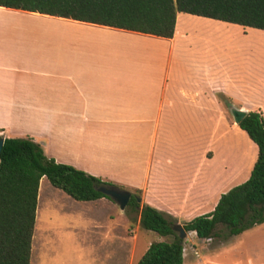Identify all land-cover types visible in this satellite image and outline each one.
<instances>
[{
	"label": "crops",
	"instance_id": "obj_1",
	"mask_svg": "<svg viewBox=\"0 0 264 264\" xmlns=\"http://www.w3.org/2000/svg\"><path fill=\"white\" fill-rule=\"evenodd\" d=\"M182 15L174 37L164 39L0 7V137L32 139L58 164L140 192L142 206L179 225L213 213L236 168L211 171L210 149L195 165L188 147H172L168 157L158 147L163 130H175L178 120H208L211 111V69L198 82L177 64L179 23L187 22ZM216 118L224 122L226 111ZM196 179L192 194L187 183ZM94 203L117 206L106 198ZM109 218L105 240L131 239L134 257L144 230L141 209ZM119 220L124 237L114 235ZM93 229L103 226L95 221ZM191 236L197 238L187 234L184 264L194 260L190 247L202 241L189 247Z\"/></svg>",
	"mask_w": 264,
	"mask_h": 264
},
{
	"label": "rangeland",
	"instance_id": "obj_2",
	"mask_svg": "<svg viewBox=\"0 0 264 264\" xmlns=\"http://www.w3.org/2000/svg\"><path fill=\"white\" fill-rule=\"evenodd\" d=\"M182 17L187 22L184 26L179 23L177 64L189 69L194 81L205 77V68L211 69V111L208 120H178L175 130H163L158 147L167 157L175 154L172 147L179 151L188 147L195 165L210 149L214 155L211 171L221 173L228 165L236 168L225 184L227 194L250 179L259 156L258 146L235 124L229 108L246 105L264 117V31L184 14ZM221 109L226 111L224 122L216 118ZM197 185V179L187 183L192 194ZM120 211L118 205L111 208L77 202L43 179L31 264H139L149 245L173 240L142 230L135 256L130 258L131 239L104 238L112 223L109 217ZM95 221L101 223L102 231L93 229ZM114 225V235L126 236L121 220ZM197 241L191 236L188 246ZM189 250L194 258L191 264H264V224L227 241L202 240Z\"/></svg>",
	"mask_w": 264,
	"mask_h": 264
},
{
	"label": "trees",
	"instance_id": "obj_3",
	"mask_svg": "<svg viewBox=\"0 0 264 264\" xmlns=\"http://www.w3.org/2000/svg\"><path fill=\"white\" fill-rule=\"evenodd\" d=\"M0 7L172 39L179 14L264 31V0H0ZM258 146L250 179L222 195L214 212L183 225L200 240H229L264 224V117L250 112L238 125ZM2 138V137H0ZM77 202L103 198L101 187H115L76 168L58 164L32 139H5L0 158V264H31L41 182ZM141 227L170 242L150 246L139 264H184V244L173 231L177 221L138 202ZM223 232V233H222Z\"/></svg>",
	"mask_w": 264,
	"mask_h": 264
},
{
	"label": "water",
	"instance_id": "obj_4",
	"mask_svg": "<svg viewBox=\"0 0 264 264\" xmlns=\"http://www.w3.org/2000/svg\"><path fill=\"white\" fill-rule=\"evenodd\" d=\"M230 113L234 119L236 125H239L241 121L249 114L247 111L239 110L234 107L230 108ZM4 146V139L0 138V158ZM97 191L101 192L105 196L111 198L122 211H125L128 207V204L132 198V193L127 190H122L117 187H101L97 188ZM138 202L141 203V198H138ZM173 231L179 235L181 240H186L187 233L184 230L182 225H175Z\"/></svg>",
	"mask_w": 264,
	"mask_h": 264
}]
</instances>
